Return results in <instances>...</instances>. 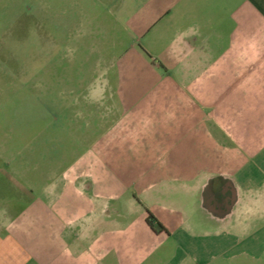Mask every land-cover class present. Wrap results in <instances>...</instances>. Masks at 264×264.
I'll use <instances>...</instances> for the list:
<instances>
[{
  "label": "crops",
  "instance_id": "1",
  "mask_svg": "<svg viewBox=\"0 0 264 264\" xmlns=\"http://www.w3.org/2000/svg\"><path fill=\"white\" fill-rule=\"evenodd\" d=\"M234 1L68 0L81 154L0 168V264L260 260L264 0Z\"/></svg>",
  "mask_w": 264,
  "mask_h": 264
},
{
  "label": "rangeland",
  "instance_id": "2",
  "mask_svg": "<svg viewBox=\"0 0 264 264\" xmlns=\"http://www.w3.org/2000/svg\"><path fill=\"white\" fill-rule=\"evenodd\" d=\"M72 7L68 0H0V168L9 162L37 163L40 167L28 178L49 176L56 171L52 165H65L81 154L85 90L72 87L76 70L68 65L59 78L54 72L67 61L64 55L58 63L56 52L67 56L73 40L83 39L82 29L73 26L78 20L68 15ZM63 31L71 38L66 34L63 41ZM74 95L79 102L72 104ZM249 264H264V255Z\"/></svg>",
  "mask_w": 264,
  "mask_h": 264
},
{
  "label": "trees",
  "instance_id": "3",
  "mask_svg": "<svg viewBox=\"0 0 264 264\" xmlns=\"http://www.w3.org/2000/svg\"><path fill=\"white\" fill-rule=\"evenodd\" d=\"M146 223L154 232H163L164 228L156 221V219L148 213Z\"/></svg>",
  "mask_w": 264,
  "mask_h": 264
}]
</instances>
